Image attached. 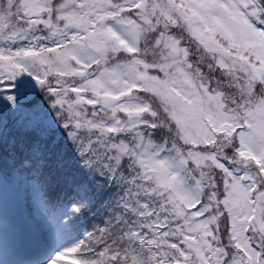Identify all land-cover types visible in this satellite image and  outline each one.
I'll return each mask as SVG.
<instances>
[{"label": "snow or ice", "instance_id": "6c2138e0", "mask_svg": "<svg viewBox=\"0 0 264 264\" xmlns=\"http://www.w3.org/2000/svg\"><path fill=\"white\" fill-rule=\"evenodd\" d=\"M0 264H264V0H0Z\"/></svg>", "mask_w": 264, "mask_h": 264}]
</instances>
